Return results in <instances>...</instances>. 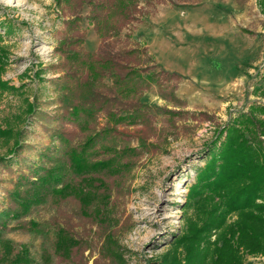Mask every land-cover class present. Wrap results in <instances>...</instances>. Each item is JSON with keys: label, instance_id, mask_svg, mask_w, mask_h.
<instances>
[{"label": "rangeland", "instance_id": "1", "mask_svg": "<svg viewBox=\"0 0 264 264\" xmlns=\"http://www.w3.org/2000/svg\"><path fill=\"white\" fill-rule=\"evenodd\" d=\"M258 2L0 0L2 78L15 87L0 95V129H10L0 134V240L25 245L31 264H156L196 216L186 194L217 131L264 104ZM212 9L222 25L207 19ZM88 137V158L119 171L66 169L64 182L96 178L100 212L49 196L16 219L2 213L21 175L66 163ZM58 228L77 241L67 257L55 251ZM242 264L264 254L243 253Z\"/></svg>", "mask_w": 264, "mask_h": 264}, {"label": "trees", "instance_id": "2", "mask_svg": "<svg viewBox=\"0 0 264 264\" xmlns=\"http://www.w3.org/2000/svg\"><path fill=\"white\" fill-rule=\"evenodd\" d=\"M258 4L264 13V0H259ZM7 61V54L0 47V95L15 88L2 78ZM87 67L95 70L92 64ZM79 109V106L73 107L72 113L78 114ZM263 116L264 104H251L217 131L209 157L196 171L186 194L188 202L195 207L196 216L187 220L184 230L156 264H242L243 253L264 254ZM9 133L10 129H0L2 135ZM92 142L93 138L88 137L79 149H69L66 163L57 159L53 166L42 167V171L31 177L21 175L11 192L15 208L2 213L16 219L49 196L60 199L73 196L82 208L95 204L94 212H100L99 193L93 185L96 178L82 176L76 183L64 182L66 169L77 175L105 169L119 171L112 159L91 161L88 158L87 149ZM258 198L262 201L257 202ZM233 215L235 217L230 219ZM0 242V264H31L25 245L14 252L9 241ZM76 244L64 228L56 230L57 253L67 257Z\"/></svg>", "mask_w": 264, "mask_h": 264}, {"label": "crops", "instance_id": "3", "mask_svg": "<svg viewBox=\"0 0 264 264\" xmlns=\"http://www.w3.org/2000/svg\"><path fill=\"white\" fill-rule=\"evenodd\" d=\"M236 10H241V9L239 7H236ZM211 18H213V19H211ZM207 19L209 20L210 23H217L219 25H222L223 20H224V15H223V13L212 9V10H210V15L207 17ZM155 35L158 36L157 33H155ZM174 56H176L178 58V55L176 53H174Z\"/></svg>", "mask_w": 264, "mask_h": 264}, {"label": "built area", "instance_id": "4", "mask_svg": "<svg viewBox=\"0 0 264 264\" xmlns=\"http://www.w3.org/2000/svg\"><path fill=\"white\" fill-rule=\"evenodd\" d=\"M258 201H261V200H258Z\"/></svg>", "mask_w": 264, "mask_h": 264}]
</instances>
